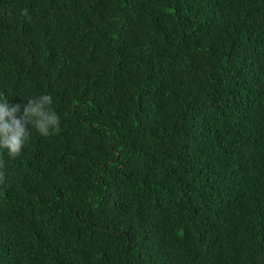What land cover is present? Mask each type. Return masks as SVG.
Wrapping results in <instances>:
<instances>
[{"label":"trees","instance_id":"16d2710c","mask_svg":"<svg viewBox=\"0 0 264 264\" xmlns=\"http://www.w3.org/2000/svg\"><path fill=\"white\" fill-rule=\"evenodd\" d=\"M0 264H264V0H0Z\"/></svg>","mask_w":264,"mask_h":264}]
</instances>
